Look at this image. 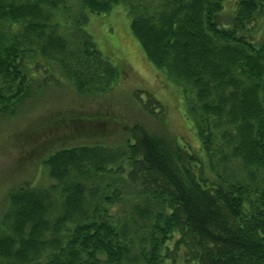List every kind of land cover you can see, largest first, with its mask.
Here are the masks:
<instances>
[{
	"label": "trees",
	"instance_id": "1",
	"mask_svg": "<svg viewBox=\"0 0 264 264\" xmlns=\"http://www.w3.org/2000/svg\"><path fill=\"white\" fill-rule=\"evenodd\" d=\"M119 7L184 89L198 144L139 123L118 145L62 140L48 187L8 192L0 264H264V0H0V117L55 71L79 94L109 90L115 66L84 28Z\"/></svg>",
	"mask_w": 264,
	"mask_h": 264
},
{
	"label": "rangeland",
	"instance_id": "2",
	"mask_svg": "<svg viewBox=\"0 0 264 264\" xmlns=\"http://www.w3.org/2000/svg\"><path fill=\"white\" fill-rule=\"evenodd\" d=\"M84 29L97 49L115 66L116 80L109 90L79 94L56 71L58 76L52 79L40 75L31 85L30 96L20 111L12 117H0V221L11 189L51 184L42 160L62 140L67 147L118 145L125 141L123 129L139 123L167 138L178 137L198 144L186 117L184 89L146 60L132 35L126 11L119 7L108 15L90 14ZM150 101L155 103L154 109ZM69 120L92 126L62 129ZM104 121L111 125L98 127ZM51 125L57 126L46 140L45 131ZM43 143H49V147L40 151L38 147Z\"/></svg>",
	"mask_w": 264,
	"mask_h": 264
}]
</instances>
